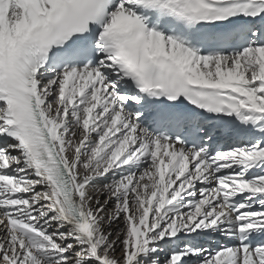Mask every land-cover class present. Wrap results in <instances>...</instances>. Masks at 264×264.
Masks as SVG:
<instances>
[{"label": "snow or ice", "instance_id": "6c2138e0", "mask_svg": "<svg viewBox=\"0 0 264 264\" xmlns=\"http://www.w3.org/2000/svg\"><path fill=\"white\" fill-rule=\"evenodd\" d=\"M0 264H264V0H0Z\"/></svg>", "mask_w": 264, "mask_h": 264}]
</instances>
